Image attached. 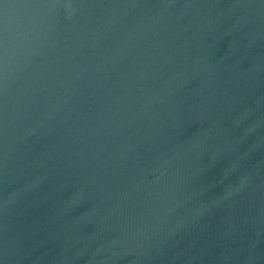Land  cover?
Masks as SVG:
<instances>
[{"label":"water","instance_id":"obj_1","mask_svg":"<svg viewBox=\"0 0 264 264\" xmlns=\"http://www.w3.org/2000/svg\"><path fill=\"white\" fill-rule=\"evenodd\" d=\"M0 264H264V0H0Z\"/></svg>","mask_w":264,"mask_h":264}]
</instances>
